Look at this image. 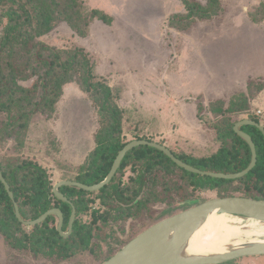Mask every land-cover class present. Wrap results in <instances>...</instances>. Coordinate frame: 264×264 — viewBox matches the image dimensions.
Here are the masks:
<instances>
[{
  "label": "rangeland",
  "instance_id": "374dc122",
  "mask_svg": "<svg viewBox=\"0 0 264 264\" xmlns=\"http://www.w3.org/2000/svg\"><path fill=\"white\" fill-rule=\"evenodd\" d=\"M84 2L103 10L112 22L94 20L87 35L80 36L59 20L38 40L54 49L79 47L87 53L94 75L111 86L117 97L123 142L147 139L174 153L207 157L220 147L215 125L248 118L264 126V0H221V8L212 17H195L175 27L168 20L185 12L181 0ZM5 22L0 17V37ZM69 76L72 80L63 85L54 107L31 119L22 153L45 168L53 185L83 177L101 126L97 102L79 85L75 71ZM32 81L20 83L29 86ZM232 102L244 103L246 109L226 111ZM14 143L10 138L0 143V155L14 154ZM141 168L127 166L114 180H120L119 190H136L135 197L143 200L140 204L118 202L111 188L103 198L98 190L81 196L90 199L82 218L92 221L93 210L97 217L91 240L95 253L84 251L51 262L10 248L0 234V264H100L109 252L150 224L186 208V201L240 195L234 190L241 188L240 183L231 185L233 191L228 193L193 191L178 174L163 170L155 185L146 180L138 190L135 179ZM227 264H264V255L240 257Z\"/></svg>",
  "mask_w": 264,
  "mask_h": 264
},
{
  "label": "trees",
  "instance_id": "16d2710c",
  "mask_svg": "<svg viewBox=\"0 0 264 264\" xmlns=\"http://www.w3.org/2000/svg\"><path fill=\"white\" fill-rule=\"evenodd\" d=\"M204 1L205 4L202 0H181L185 12L171 15L169 26L175 27L177 23H185L195 17L208 19L218 13L221 0ZM0 11L1 19L6 20L0 37V143L9 138L15 141L14 154L0 155V170L13 192L24 220L35 219L48 209L56 207L63 213L62 230L66 232L71 213L70 204L53 194V184L45 168L22 155L31 119L47 108L54 107L62 94L63 85L72 80L69 75L75 71L79 85L93 96L100 108L101 126L95 134L96 146L90 153L83 177H75L74 181L88 185L102 181L117 153L127 142L120 138L122 110L116 104L117 97L111 86L94 75L93 64L87 53L79 47L54 49L41 43L38 38L51 31L59 20L66 22L78 35L86 36L94 20L109 25L112 18L101 9L89 8L84 0H0ZM252 20L257 21L254 17ZM30 79L33 81L29 86L20 83ZM201 106L199 103L197 114H200L198 111ZM243 109H246L244 103L232 102L226 111L240 112ZM249 120L258 122L257 119ZM236 122L226 120L222 125L214 126L220 147L210 156L172 153L203 171L239 172L248 166L251 151L247 142L234 131ZM240 129L252 137L257 153L255 166L241 178L221 179L189 172L177 166L162 151L148 145H139L125 154L113 178L98 190L100 196H105V191L108 195V188H111L116 193L114 199L118 202L130 205L142 203L143 200L135 197L136 190H131V193L126 189V192L119 190L120 180L117 183L114 181L117 174L123 173L127 166L135 169L137 165L142 167L135 179L138 190L142 189L146 180L148 185L150 182L155 185L158 172L163 170L165 174H178V179L193 191L208 189L228 193L233 191L231 185L240 183L241 188L235 187L234 190L241 196L264 199V136L253 125H242ZM59 191L76 209L72 230L67 237L57 231L56 215L48 216L39 224H22L16 218L13 203L0 181V234L10 248L30 251L51 262H61L84 251L96 252L95 244L91 242L97 219L95 211L91 212L92 221L82 218L85 211L89 210L90 199L81 196L89 191L69 185L59 187ZM230 195L233 193L219 197ZM116 251L109 252L101 263Z\"/></svg>",
  "mask_w": 264,
  "mask_h": 264
},
{
  "label": "water",
  "instance_id": "95a60500",
  "mask_svg": "<svg viewBox=\"0 0 264 264\" xmlns=\"http://www.w3.org/2000/svg\"><path fill=\"white\" fill-rule=\"evenodd\" d=\"M256 126L264 136V127L258 122L249 119L237 121L233 129L249 145L251 160L248 166L235 173H221L203 171L185 163L177 158L165 145L152 140L136 139L127 142L117 153L112 166L105 178L96 184H84L74 180H60L52 187L53 194L60 200L71 206L68 220V230L64 232L63 213L59 208H50L39 217L32 220H24L21 217L18 204L14 199L9 184L4 179L0 170V181L11 199L16 218L26 225H35L43 222L48 216L58 217L57 231L63 237H67L75 219L76 209L72 202L59 191L63 185L75 186L85 191L93 192L108 184L119 168L125 154L139 145H148L162 151L177 166L199 175L221 179H237L246 175L256 164L257 153L252 137L240 129L242 125ZM188 206L183 210L164 216L129 239L119 250L100 264H221L240 257L264 255V241L244 242L231 244L223 252L194 253L188 250L193 234L213 214H229L242 218H253L264 222V199H255L241 195L213 197L204 201L197 199L186 201Z\"/></svg>",
  "mask_w": 264,
  "mask_h": 264
},
{
  "label": "bare ground",
  "instance_id": "6f19581e",
  "mask_svg": "<svg viewBox=\"0 0 264 264\" xmlns=\"http://www.w3.org/2000/svg\"><path fill=\"white\" fill-rule=\"evenodd\" d=\"M258 241H264V222L213 213L193 234L188 250L194 253L223 252L231 244Z\"/></svg>",
  "mask_w": 264,
  "mask_h": 264
}]
</instances>
